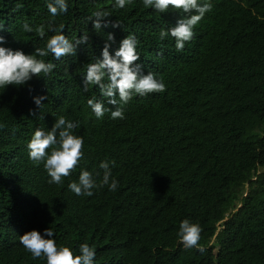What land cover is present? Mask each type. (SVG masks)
<instances>
[{
    "label": "trees",
    "instance_id": "trees-1",
    "mask_svg": "<svg viewBox=\"0 0 264 264\" xmlns=\"http://www.w3.org/2000/svg\"><path fill=\"white\" fill-rule=\"evenodd\" d=\"M0 264H264V0H0Z\"/></svg>",
    "mask_w": 264,
    "mask_h": 264
}]
</instances>
